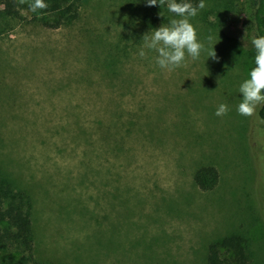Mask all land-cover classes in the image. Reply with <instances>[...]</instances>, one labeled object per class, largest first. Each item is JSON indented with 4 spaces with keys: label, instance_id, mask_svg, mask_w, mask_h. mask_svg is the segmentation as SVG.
Masks as SVG:
<instances>
[{
    "label": "rangeland",
    "instance_id": "obj_1",
    "mask_svg": "<svg viewBox=\"0 0 264 264\" xmlns=\"http://www.w3.org/2000/svg\"><path fill=\"white\" fill-rule=\"evenodd\" d=\"M253 2L206 0L191 23L218 59L204 51L172 71L142 39L179 19L166 4L79 0L57 28L26 3L23 19L0 11V171L33 196L37 259L207 264L208 244L236 233L264 264V119L237 110ZM209 165L219 177L204 190L194 173Z\"/></svg>",
    "mask_w": 264,
    "mask_h": 264
},
{
    "label": "trees",
    "instance_id": "obj_2",
    "mask_svg": "<svg viewBox=\"0 0 264 264\" xmlns=\"http://www.w3.org/2000/svg\"><path fill=\"white\" fill-rule=\"evenodd\" d=\"M31 2L27 0L26 4ZM177 2H189L197 6L200 0ZM45 3L48 7L38 10L40 15L35 14L32 20L48 28H57L74 20L80 6L79 0H45ZM20 7L17 0H0V11L9 17L23 19ZM250 15L255 37L264 36V0H254ZM143 21L145 26L152 28L157 16L148 13ZM255 55L254 49L252 68L255 66ZM258 117L264 119V107L258 110ZM218 177L216 167L210 165L201 166L194 173L195 183L204 190L211 189ZM33 203V196L14 188L12 181H8L0 171V264H47L37 259L34 253ZM207 264H252L248 258L246 238L232 233L211 241L207 247Z\"/></svg>",
    "mask_w": 264,
    "mask_h": 264
},
{
    "label": "clouds",
    "instance_id": "obj_3",
    "mask_svg": "<svg viewBox=\"0 0 264 264\" xmlns=\"http://www.w3.org/2000/svg\"><path fill=\"white\" fill-rule=\"evenodd\" d=\"M17 2L23 5L27 0H17ZM165 4L168 11L179 19H172L168 24H162L158 29L142 37L144 47L157 52V65L161 69L172 71L185 66L186 57L194 61L199 59L204 51H207L208 58L218 59L214 46L206 49L205 43L198 38L197 27L191 23V18H195L199 11L206 7L204 0H200L197 6L189 2H177V0H146L148 7L157 5L162 7ZM47 7L45 0H32L29 4V9L33 13ZM206 39L211 44L214 38L208 36ZM252 44L256 50L255 66L250 70L249 78L240 84L239 93L242 94V99L237 109L240 115L246 117L258 115V110L264 107V36L253 38ZM139 55L141 58L146 56L143 48ZM229 111V106L222 103L215 114L224 116Z\"/></svg>",
    "mask_w": 264,
    "mask_h": 264
}]
</instances>
